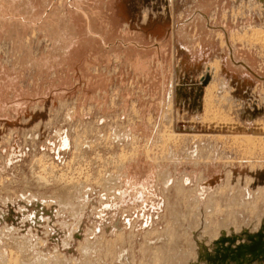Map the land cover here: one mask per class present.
<instances>
[{"label":"rangeland","instance_id":"1","mask_svg":"<svg viewBox=\"0 0 264 264\" xmlns=\"http://www.w3.org/2000/svg\"><path fill=\"white\" fill-rule=\"evenodd\" d=\"M263 37L264 0H0V264H264Z\"/></svg>","mask_w":264,"mask_h":264},{"label":"bare ground","instance_id":"2","mask_svg":"<svg viewBox=\"0 0 264 264\" xmlns=\"http://www.w3.org/2000/svg\"><path fill=\"white\" fill-rule=\"evenodd\" d=\"M258 33V32H257ZM259 34V33H258ZM263 34V33H262ZM256 36H257V34H255ZM252 36V35H251ZM260 36H262V35H260ZM259 36V38L260 39H262V37H260ZM258 37V36H257ZM253 38V37H252ZM264 38V37H263ZM263 40V39H262ZM261 42V41H260ZM263 45V44H262ZM204 76V75H203ZM209 75H205L201 80L202 81H204L203 82V86H205V90L208 92V93H210V88H211V85H212V82H211V80H209ZM205 91V92H206ZM208 93L206 94L207 95V98H206V102H207V104H209V101H210V96H211V94L210 95H208ZM212 99V98H211ZM208 106V105H207ZM210 108V107H209ZM224 121V120H223ZM246 136V135H245ZM248 136V135H247ZM246 136V137H247ZM236 137V136H235ZM246 137H244V138H246ZM242 138V136L240 137V139ZM248 138V137H247ZM261 139V138H260ZM243 141V140H242ZM247 141V140H246ZM247 142H249V141H247ZM253 143V142H252ZM70 197L71 196H68V195H63V196H61V198H60V204H63V205H65V206H71V207H74L73 206V203H72V201H71V199H70ZM47 261V260H46Z\"/></svg>","mask_w":264,"mask_h":264},{"label":"water","instance_id":"3","mask_svg":"<svg viewBox=\"0 0 264 264\" xmlns=\"http://www.w3.org/2000/svg\"><path fill=\"white\" fill-rule=\"evenodd\" d=\"M257 249H259V243L258 244H255V245H253V246H250V247H248V250L250 251H254V250H257Z\"/></svg>","mask_w":264,"mask_h":264},{"label":"flooded vegetation","instance_id":"4","mask_svg":"<svg viewBox=\"0 0 264 264\" xmlns=\"http://www.w3.org/2000/svg\"><path fill=\"white\" fill-rule=\"evenodd\" d=\"M238 86V85H237ZM237 89V88H236Z\"/></svg>","mask_w":264,"mask_h":264}]
</instances>
